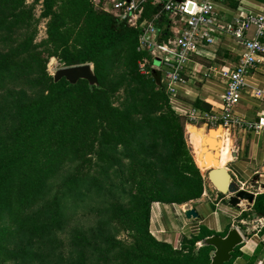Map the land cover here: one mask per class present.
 <instances>
[{
  "label": "trees",
  "instance_id": "16d2710c",
  "mask_svg": "<svg viewBox=\"0 0 264 264\" xmlns=\"http://www.w3.org/2000/svg\"><path fill=\"white\" fill-rule=\"evenodd\" d=\"M160 10L149 0L142 18ZM140 33L92 0H0V264L210 263L212 248L197 242L229 227L222 235L203 228L176 249L149 230L152 204L196 201L207 178L163 72L138 50ZM51 58L63 67L92 64L98 86L55 83ZM253 210L264 217V193ZM94 215L95 225L79 224Z\"/></svg>",
  "mask_w": 264,
  "mask_h": 264
},
{
  "label": "crops",
  "instance_id": "0c3cea01",
  "mask_svg": "<svg viewBox=\"0 0 264 264\" xmlns=\"http://www.w3.org/2000/svg\"><path fill=\"white\" fill-rule=\"evenodd\" d=\"M92 1L95 5L102 6L105 11L115 13L112 9L111 0ZM210 2L215 7L218 19L223 23L231 22L241 15L261 13L264 9V0H210ZM151 3L156 5L153 0ZM142 15L139 19L140 22L153 21L155 23L158 40L160 30L156 21L158 22L161 17L168 20L167 24L161 23L163 24L162 28L167 30L166 41L162 40L163 42L176 40L179 30L183 26V21L179 16L164 14L161 10L150 18H142ZM249 36L253 37V31L249 32ZM213 38V43L199 46L185 66L182 73L184 81L177 86V97L173 104L174 111L179 115L187 114L192 109L201 113L221 114V97L225 92L226 82L219 72L235 68L243 53V47L229 36L215 33ZM261 43L264 45V36L261 37ZM155 63L158 64H154L157 68L155 70H161L164 75L165 69L159 64V60L155 59ZM246 83L247 87L241 92L239 103L233 108V115L244 122L251 123L256 122L259 117H264V97L255 94L257 90L264 93V55L249 71ZM194 103L198 104L195 106ZM188 125L196 124H186V136L188 138L190 134L192 144H194V138L202 139V136L193 132L189 133L187 128L190 127ZM219 126L222 128L218 131L222 143L219 151L218 168L225 167L232 180L239 187L242 186L245 189L255 177H258L257 183L260 189L256 191V199L258 194L264 193V133L239 129L234 126L226 128L221 124L209 127L215 130ZM197 145L200 150L201 140ZM192 149L194 158V154H197L194 148ZM261 189L263 191H260ZM214 190L206 181L203 195L192 204L154 203L151 206L149 221L151 234L158 240L174 243L176 247L180 245L184 237L189 238L197 235L203 228L221 235L228 227L235 226L234 220L237 217L243 224L246 221H251L254 224L256 223L254 222L255 219L264 218L260 215L252 217L255 199L251 205L243 202L240 208H232L227 203L228 197L226 195L223 199L219 198V201L214 202L216 199H211V197L214 194L215 197H218V193ZM185 208L195 209L200 216V221L186 220L183 215ZM255 255L257 258L253 264H264V225H261L260 228L255 225L250 237L244 239L240 248V255L232 264H250Z\"/></svg>",
  "mask_w": 264,
  "mask_h": 264
},
{
  "label": "built area",
  "instance_id": "2783aa9c",
  "mask_svg": "<svg viewBox=\"0 0 264 264\" xmlns=\"http://www.w3.org/2000/svg\"><path fill=\"white\" fill-rule=\"evenodd\" d=\"M147 1L149 0H111V3L114 15L126 19L130 26L141 31L138 50L148 51L165 69L162 82L172 108L177 97V86L184 81L182 73L193 53L199 46L213 43L215 33L229 36L242 45L243 53L233 70L219 72L226 82V89L221 97V114L201 113L192 109L181 116L189 124L206 123L210 127L221 124L226 128L234 126L264 133L263 116L250 123L233 115V108L239 103L240 94L247 87L249 71L264 55V45L261 43V37L264 36V9L261 13L241 15L231 22L223 23L218 19L210 0H153V3L161 6L162 13L179 16L183 21L177 39L163 42L158 40V31L153 21H139ZM250 31H253V37L249 36ZM147 65L146 60L138 63L141 74H148ZM150 68L157 69L154 64ZM255 94L264 97L260 90L255 91ZM240 188L245 189L242 186Z\"/></svg>",
  "mask_w": 264,
  "mask_h": 264
},
{
  "label": "water",
  "instance_id": "95a60500",
  "mask_svg": "<svg viewBox=\"0 0 264 264\" xmlns=\"http://www.w3.org/2000/svg\"><path fill=\"white\" fill-rule=\"evenodd\" d=\"M128 1V0H127ZM181 2L182 0H176ZM53 81L56 83L65 79L70 85L76 84L79 80H85L90 87L98 86V80L94 73L92 64L75 65L62 67L51 74ZM189 133L193 132L200 136L201 146L198 155L194 154V161L198 168L206 172L207 181L216 190L217 193L228 197L227 203L232 208H240L243 202L249 205L253 204L255 192L259 190L258 177H255L246 189H241L231 178L230 173L225 167L218 166V147H219V130L211 129L205 123L188 125ZM219 134V135H217ZM186 220L199 222L200 216L193 208H187L183 211ZM244 243V237L237 227H230L224 236L212 235L203 238L197 242V249L202 247H211L209 264H226L234 253L235 249Z\"/></svg>",
  "mask_w": 264,
  "mask_h": 264
},
{
  "label": "rangeland",
  "instance_id": "374dc122",
  "mask_svg": "<svg viewBox=\"0 0 264 264\" xmlns=\"http://www.w3.org/2000/svg\"><path fill=\"white\" fill-rule=\"evenodd\" d=\"M27 2L29 3V4H32L33 3V0H27ZM39 14H40V7L37 5L36 7H35V16L38 18V16H39ZM45 21L46 20H44V19H41V20H39V24H38V35H37V39H36V41L38 42V41H41L44 37H45V29H44V23H45ZM154 64L155 65H158V64H156L155 62H154ZM63 66H62V64H60L56 59H54V58H51V59H49V61H48V63H47V72L51 75V74H53V72L55 71V70H57V69H59V68H62ZM206 124V123H205ZM189 130V129H188ZM188 143H189V145H190V147H191V149H192V139H191V135L189 134V136H188ZM192 151H193V149H192ZM202 171V170H201ZM202 172H204V173H206L205 171H202ZM260 189V188H259ZM214 191H216V190H214ZM260 191H263L262 189L260 190ZM256 193V192H255ZM211 199H216V201H214V202H217V201H219V197H215V194L211 197ZM192 202H194V201H190V202H188V203H186V204H192ZM226 203V202H225ZM222 204H224V203H222ZM153 205V204H152ZM183 205V204H182ZM225 205V204H224ZM98 219H97V217L94 215V216H85V217H83V218H79L78 219V221H79V224L80 225H83L84 227H90V226H93V225H95V223H96V221H97ZM235 223H234V227H237L238 229H239V231L241 232V234L243 235V237H245L244 239H247V238H249L250 237V235H251V233L253 232V228L255 227V225L258 227V228H260L261 227V225H264V218L263 219H255L254 220V222H256V223H252L251 221H246L245 222V224H243V223H241L240 222V219L237 217V218H235ZM149 230H150V228H149ZM255 231V230H254ZM151 233V232H150ZM223 234V233H222ZM221 234V235H222ZM120 238L121 239H126V233H121L120 234ZM156 238V237H155ZM157 239V238H156ZM127 240V239H126ZM158 240V239H157ZM160 241H164V240H160ZM164 242H166V243H168V244H170L174 249H176V247H175V244L174 243H170V242H168V241H164ZM8 264H12V263H8Z\"/></svg>",
  "mask_w": 264,
  "mask_h": 264
},
{
  "label": "bare ground",
  "instance_id": "6f19581e",
  "mask_svg": "<svg viewBox=\"0 0 264 264\" xmlns=\"http://www.w3.org/2000/svg\"><path fill=\"white\" fill-rule=\"evenodd\" d=\"M195 139V142H194V144H192L193 145V147L192 148H194V150L196 151V154L198 155L199 154V152H200V150H199V146L197 145V143L201 140L200 138H194ZM221 141H220V138H219V147H218V159H219V156H220V147H221ZM219 162V161H218ZM216 168H218V166L216 167ZM203 170V169H202ZM186 209V208H185Z\"/></svg>",
  "mask_w": 264,
  "mask_h": 264
}]
</instances>
